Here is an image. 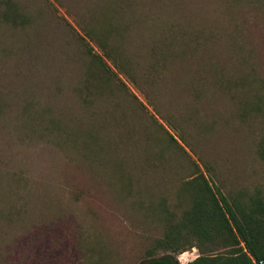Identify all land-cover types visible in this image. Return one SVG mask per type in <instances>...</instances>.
Wrapping results in <instances>:
<instances>
[{
	"label": "rangeland",
	"instance_id": "rangeland-1",
	"mask_svg": "<svg viewBox=\"0 0 264 264\" xmlns=\"http://www.w3.org/2000/svg\"><path fill=\"white\" fill-rule=\"evenodd\" d=\"M6 1L28 21L0 19V264H138L179 182L264 189V0ZM105 5L132 66L101 89L80 35Z\"/></svg>",
	"mask_w": 264,
	"mask_h": 264
},
{
	"label": "trees",
	"instance_id": "trees-1",
	"mask_svg": "<svg viewBox=\"0 0 264 264\" xmlns=\"http://www.w3.org/2000/svg\"><path fill=\"white\" fill-rule=\"evenodd\" d=\"M5 6V10L0 9L3 22L28 21L27 15L12 1H6ZM124 11L118 9L116 14L109 5L99 6L83 29L84 36L80 35L88 58L83 70L85 82L97 88L116 87L113 77L117 74L108 61L124 72L132 66L122 50L128 26L123 21ZM87 38L97 44L101 54L87 47ZM259 102L264 113V84ZM158 125L159 137L168 138L167 141L182 149L163 125ZM259 155L264 160V144ZM147 211L154 213L152 221L160 223L161 233L148 242L145 259L138 264H177L175 256L192 248L197 249L198 256L187 264H264V189H256L242 203L231 202L199 172L178 183L175 203L169 204L165 194H161Z\"/></svg>",
	"mask_w": 264,
	"mask_h": 264
},
{
	"label": "built area",
	"instance_id": "built-area-1",
	"mask_svg": "<svg viewBox=\"0 0 264 264\" xmlns=\"http://www.w3.org/2000/svg\"><path fill=\"white\" fill-rule=\"evenodd\" d=\"M183 254H185V252H184V253H182L181 255H183ZM181 255H179V260H180V256H181ZM181 262H182V261H181Z\"/></svg>",
	"mask_w": 264,
	"mask_h": 264
}]
</instances>
